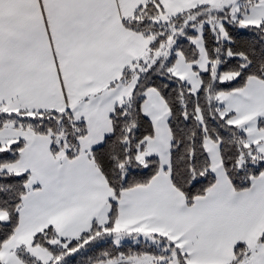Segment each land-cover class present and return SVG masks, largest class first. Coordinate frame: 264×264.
<instances>
[{
	"label": "snow or ice",
	"instance_id": "1",
	"mask_svg": "<svg viewBox=\"0 0 264 264\" xmlns=\"http://www.w3.org/2000/svg\"><path fill=\"white\" fill-rule=\"evenodd\" d=\"M0 264H264V0H0Z\"/></svg>",
	"mask_w": 264,
	"mask_h": 264
}]
</instances>
